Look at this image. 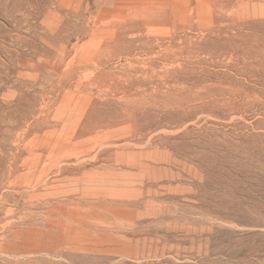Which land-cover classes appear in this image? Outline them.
Instances as JSON below:
<instances>
[{"label": "rangeland", "instance_id": "374dc122", "mask_svg": "<svg viewBox=\"0 0 264 264\" xmlns=\"http://www.w3.org/2000/svg\"><path fill=\"white\" fill-rule=\"evenodd\" d=\"M0 3L4 107L30 70L3 55L17 30ZM25 6L20 29L45 48L44 8ZM62 11L63 58L58 40L20 48L38 66L35 192L0 219V264H264V0Z\"/></svg>", "mask_w": 264, "mask_h": 264}, {"label": "bare ground", "instance_id": "6f19581e", "mask_svg": "<svg viewBox=\"0 0 264 264\" xmlns=\"http://www.w3.org/2000/svg\"><path fill=\"white\" fill-rule=\"evenodd\" d=\"M12 1H13V4L10 8L12 7L13 8L11 9L12 11L9 12V16L15 20L14 25H15V29L17 30V32L10 34L9 36V38L13 42L12 47H5V46L2 47L1 46L2 48H4V51L6 52V54H3V55H6V58L8 62L12 64V67L16 69L18 67L26 68L30 71L27 73L21 70L19 71L17 78L14 80V82L18 85L19 88L16 90L9 91V93L6 94L4 107L0 106L1 107L0 108V189L4 185H6L7 187L6 192L0 190V219L1 218H11L13 211H14L13 206L15 208L19 206V199L17 198L18 196L20 198L25 199L26 202H29L30 205L33 203L34 192H35L34 191V182H35L34 176H35V166H36V161H35L36 159V140H35L34 130L36 128V123H37L36 121L37 117L35 114V100L38 94L36 74L33 73V70L38 69L37 68L38 66L32 60L33 57L31 58L30 54L31 52L35 54L38 53L41 55H46L50 53L51 50L56 49L53 43L55 40H58L60 43L59 45L60 46L59 51L61 54L60 56L62 57L65 54V51H66L65 35L66 34H59L58 32H56L54 30V24H55L56 19L62 20V21L65 19L67 13L62 10L66 8L70 0H12ZM77 1L80 2L82 0H77ZM53 4L57 5V9L62 8V10L60 9L61 12H56V11L54 12L53 10H51V6ZM8 5L10 6V3H8ZM25 5H28L30 8L33 7L34 9L35 8L37 9L39 7L44 8V11L42 12V14H43V22L45 23V27L44 26L43 27L45 29L40 36V41H42V43L46 45L45 48L39 47L36 40L32 38L35 36V34H33L32 32L33 28L32 29L30 28L31 26L30 24L28 23L26 24L30 26L27 28V32H25V34L22 33L21 31L22 28L20 29L21 25H19V23L21 21L19 22V17H21V15H19L18 17L17 14L18 12L22 14L21 9L26 7ZM6 13H8V11H5V16H6ZM28 16H30V14ZM24 18H27V17H24ZM24 18L23 20H26ZM21 24H23V22H21ZM30 33L33 34L34 36H31ZM20 48L22 50H27V51L29 50L31 52L30 54L26 51H25L26 53H24ZM62 58L60 59L59 63L62 62ZM6 67H7V64H6ZM6 76H7L6 73L0 72V79L2 77L6 78ZM39 82H41V80ZM47 82L48 80L45 79L43 85H41L42 86L41 90L45 97L47 96V93L49 92V87H48ZM22 88H25L26 94L28 93L30 96V100H29V106L27 110L21 113L19 97L20 95H24V93H19V91H21ZM9 137L13 138L14 140L9 141ZM6 203H9V204L11 203L10 206L12 207L5 208ZM2 214H4L5 216L1 217Z\"/></svg>", "mask_w": 264, "mask_h": 264}]
</instances>
